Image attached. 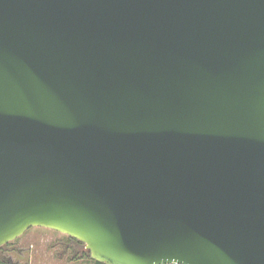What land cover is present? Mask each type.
Here are the masks:
<instances>
[{"label":"water","instance_id":"1","mask_svg":"<svg viewBox=\"0 0 264 264\" xmlns=\"http://www.w3.org/2000/svg\"><path fill=\"white\" fill-rule=\"evenodd\" d=\"M264 264V0H0V247Z\"/></svg>","mask_w":264,"mask_h":264},{"label":"rangeland","instance_id":"2","mask_svg":"<svg viewBox=\"0 0 264 264\" xmlns=\"http://www.w3.org/2000/svg\"><path fill=\"white\" fill-rule=\"evenodd\" d=\"M12 245L19 250L12 251ZM3 250L18 264H93L85 245L72 244L62 232L42 226L30 227Z\"/></svg>","mask_w":264,"mask_h":264},{"label":"flooded vegetation","instance_id":"3","mask_svg":"<svg viewBox=\"0 0 264 264\" xmlns=\"http://www.w3.org/2000/svg\"><path fill=\"white\" fill-rule=\"evenodd\" d=\"M62 234L65 235L67 237V239L72 242V244H75V245L76 244H80V245L83 244V245H85L84 243H82L81 241H79L78 239H76L74 237H71V236H69L67 234H64V233H62ZM9 243H11V242H9ZM9 243H7V244L3 245L2 247H0V264H4V263L5 264L6 263L7 264H18V262H15L13 260V258L11 257V255H7L6 253H3V251H4L3 250V247L6 246V245H8ZM10 249L12 251H18L19 250V247H18V245H12V247ZM68 249H70V247ZM83 257H85V253H84V256Z\"/></svg>","mask_w":264,"mask_h":264},{"label":"trees","instance_id":"4","mask_svg":"<svg viewBox=\"0 0 264 264\" xmlns=\"http://www.w3.org/2000/svg\"><path fill=\"white\" fill-rule=\"evenodd\" d=\"M89 257L92 259L93 264H105V263L94 260L91 256H89Z\"/></svg>","mask_w":264,"mask_h":264},{"label":"built area","instance_id":"5","mask_svg":"<svg viewBox=\"0 0 264 264\" xmlns=\"http://www.w3.org/2000/svg\"><path fill=\"white\" fill-rule=\"evenodd\" d=\"M171 264H181V263H171Z\"/></svg>","mask_w":264,"mask_h":264}]
</instances>
